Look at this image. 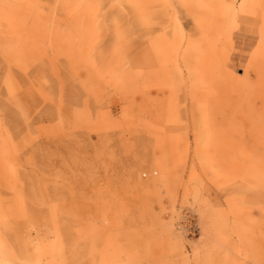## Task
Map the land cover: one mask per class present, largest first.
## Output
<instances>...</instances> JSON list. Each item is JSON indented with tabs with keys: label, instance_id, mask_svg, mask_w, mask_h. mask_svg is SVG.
<instances>
[{
	"label": "rangeland",
	"instance_id": "1",
	"mask_svg": "<svg viewBox=\"0 0 264 264\" xmlns=\"http://www.w3.org/2000/svg\"><path fill=\"white\" fill-rule=\"evenodd\" d=\"M247 2L0 0V264H264Z\"/></svg>",
	"mask_w": 264,
	"mask_h": 264
},
{
	"label": "bare ground",
	"instance_id": "2",
	"mask_svg": "<svg viewBox=\"0 0 264 264\" xmlns=\"http://www.w3.org/2000/svg\"><path fill=\"white\" fill-rule=\"evenodd\" d=\"M244 2V1H243ZM248 4H250V0H248L247 2ZM248 4L246 5V9H248ZM187 11V10H186Z\"/></svg>",
	"mask_w": 264,
	"mask_h": 264
}]
</instances>
